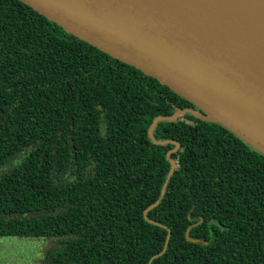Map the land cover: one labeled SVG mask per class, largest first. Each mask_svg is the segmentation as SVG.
<instances>
[{"label":"trees","instance_id":"16d2710c","mask_svg":"<svg viewBox=\"0 0 264 264\" xmlns=\"http://www.w3.org/2000/svg\"><path fill=\"white\" fill-rule=\"evenodd\" d=\"M194 107L0 0V237L52 238L31 264H264V154L191 112L169 119Z\"/></svg>","mask_w":264,"mask_h":264},{"label":"water","instance_id":"95a60500","mask_svg":"<svg viewBox=\"0 0 264 264\" xmlns=\"http://www.w3.org/2000/svg\"><path fill=\"white\" fill-rule=\"evenodd\" d=\"M21 1L194 104L193 109H176L169 119L191 112L220 123L264 154V62L234 41L229 25L207 18L204 11L181 15L161 7V0ZM162 118L156 116L148 128L152 140V129ZM177 146L166 153L171 165L159 199L175 165L169 153ZM189 228L186 239L198 242ZM168 238L169 231L162 251L153 257L163 252Z\"/></svg>","mask_w":264,"mask_h":264},{"label":"bare ground","instance_id":"6f19581e","mask_svg":"<svg viewBox=\"0 0 264 264\" xmlns=\"http://www.w3.org/2000/svg\"><path fill=\"white\" fill-rule=\"evenodd\" d=\"M189 4L192 7L187 9ZM159 5L181 15L208 12L207 18L229 25L234 41L251 49L264 62V0H161Z\"/></svg>","mask_w":264,"mask_h":264},{"label":"rangeland","instance_id":"374dc122","mask_svg":"<svg viewBox=\"0 0 264 264\" xmlns=\"http://www.w3.org/2000/svg\"><path fill=\"white\" fill-rule=\"evenodd\" d=\"M52 238L0 237V264H31L41 261L46 249L52 247Z\"/></svg>","mask_w":264,"mask_h":264}]
</instances>
